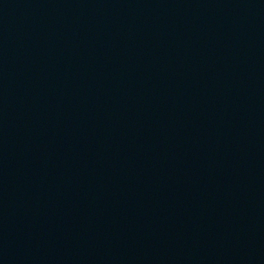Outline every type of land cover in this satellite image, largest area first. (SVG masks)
I'll return each instance as SVG.
<instances>
[{
	"label": "water",
	"instance_id": "obj_1",
	"mask_svg": "<svg viewBox=\"0 0 264 264\" xmlns=\"http://www.w3.org/2000/svg\"><path fill=\"white\" fill-rule=\"evenodd\" d=\"M180 264H264V228L216 246Z\"/></svg>",
	"mask_w": 264,
	"mask_h": 264
}]
</instances>
